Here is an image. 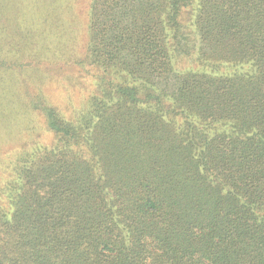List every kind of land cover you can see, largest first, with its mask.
<instances>
[{"label": "trees", "instance_id": "trees-1", "mask_svg": "<svg viewBox=\"0 0 264 264\" xmlns=\"http://www.w3.org/2000/svg\"><path fill=\"white\" fill-rule=\"evenodd\" d=\"M7 42L52 139L8 155L0 264H264V0H0Z\"/></svg>", "mask_w": 264, "mask_h": 264}, {"label": "rangeland", "instance_id": "rangeland-1", "mask_svg": "<svg viewBox=\"0 0 264 264\" xmlns=\"http://www.w3.org/2000/svg\"><path fill=\"white\" fill-rule=\"evenodd\" d=\"M84 40L86 41V38H84ZM84 40H83V42H84ZM15 50H16V47L9 46V42H7V44L6 43L0 44V82H1V84H0V136L6 135L8 133V138L12 139L14 137V135H10L9 131L12 128H16L17 131H19V134L16 135L17 137L15 139L9 140V142H6V141H2V143L0 142V188L2 186H4L13 177V175H11V173L9 172V169L6 168L9 161H10V159H8V155H9L11 149L14 152H20L22 150L21 148L26 143L44 142V141L45 142H51V139H52V135L45 132L44 129L42 128L41 124H40L43 122L42 118L40 119V122H39V120H38V122H36L38 124L37 130L35 129L33 131L31 130L28 132H24V129L22 128L23 125H24V127H26L24 122H23L24 124L20 125L17 123L21 122V121L13 120V122H12V120H11V119H13V117H11V115L15 114V112H14V110H13V112H11L12 110H11L10 102L8 104L6 103L7 99L4 98V95L7 91L9 94L10 85H11V83L13 84V81H14L13 89L15 91V95L21 94V96H26L25 90L22 87V85H23V83H24V85L26 84L25 79L27 77L24 78L21 75L17 76V74H21V69L23 68L24 63L27 64V63L31 62L32 65H38L39 64V63L35 62V58L33 57V55L36 52L35 51L36 48H33L32 50H30L31 52L26 51L27 54H25L22 51H18L19 53L14 52ZM7 57H8V59H6ZM51 66H52V64L50 66H46V64H45V68H47L46 70L49 71L50 73L59 72L56 68L51 67ZM45 68H44V70H45ZM13 73H14V76H13ZM12 76H13V79H12ZM32 78L33 79L35 78L37 81L44 79V77H42L38 71H34L32 73ZM55 79L57 80V76H56V78L54 77V80ZM50 83H52V82H50ZM37 85H38V83L34 84L35 90L38 89ZM56 92H58V91H53V96L55 95ZM20 100L23 101V97H20ZM65 101H66V99H65ZM65 101H64V103H65ZM20 117L22 119H26L25 115H21ZM10 125H13V126L10 127ZM0 202L3 205L6 204L5 203L6 201L1 200Z\"/></svg>", "mask_w": 264, "mask_h": 264}]
</instances>
